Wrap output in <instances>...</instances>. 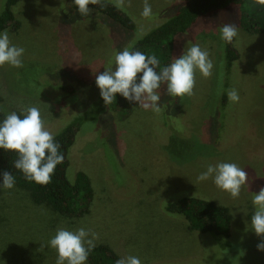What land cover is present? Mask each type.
<instances>
[{
    "label": "rangeland",
    "instance_id": "rangeland-1",
    "mask_svg": "<svg viewBox=\"0 0 264 264\" xmlns=\"http://www.w3.org/2000/svg\"><path fill=\"white\" fill-rule=\"evenodd\" d=\"M125 11L136 28L127 32L100 15H81L73 0H22L13 12L20 29H6L10 42L23 47V66H0V104L5 114L40 111L44 127L57 134L96 103L95 77L114 67L115 54L174 15L188 0H108ZM5 0H0V14ZM231 6L198 19L175 39V58L192 44L209 53L214 68L195 72L191 96L160 91L159 112L133 105L125 117L105 110L82 126L69 153L67 177L90 178L94 197L87 215L69 219L27 192L0 190V264H56L48 241L60 228L83 227L95 245L112 248L119 259L137 256L141 264H264V235L251 230L253 196L264 187V34L248 35ZM175 10V11H174ZM238 11V10H237ZM173 13V14H172ZM234 24L239 60L225 68L220 27ZM235 89L238 102L228 99ZM82 112V113H81ZM235 163L248 174L233 198L212 179L197 177L208 165ZM194 197L229 209L230 236L198 234L181 218L165 212L167 201ZM91 238V237H89Z\"/></svg>",
    "mask_w": 264,
    "mask_h": 264
},
{
    "label": "clouds",
    "instance_id": "clouds-1",
    "mask_svg": "<svg viewBox=\"0 0 264 264\" xmlns=\"http://www.w3.org/2000/svg\"><path fill=\"white\" fill-rule=\"evenodd\" d=\"M94 2L95 0H73L81 15L89 14V4ZM259 3L264 4V0H259ZM142 15H151V5L147 0ZM219 31L220 39L226 44L232 43L238 34L234 24H224ZM24 52L23 47L11 44L7 31H0V66L7 64L15 68L22 67ZM159 64L157 56L138 50L130 51L126 48L117 52L114 67L104 68L95 77L100 98L104 104H111L113 100H117L119 94L129 104L159 112L162 105L158 90L162 86L166 85V94L173 99L191 96L195 86V72L198 70L202 76L209 77L214 68L209 53L199 44H192L174 62L158 71ZM227 96L234 103L240 98L235 89L228 91ZM60 147L54 135L44 127L37 107H29L21 115L8 113L0 120V149L17 154L18 158L13 167L21 171L26 180L40 185L48 184L57 165L64 159L59 151ZM197 179L201 182L212 179L218 189L236 198L246 184L248 174L235 163L218 162L208 165L206 171L200 173ZM14 187L13 174L8 171L0 173V190ZM252 202L255 212L251 217V230L257 236H262L264 187L254 194ZM96 239L95 233L83 227L76 231L60 228L50 238L47 246L56 251V264H86L89 253L96 246ZM257 248L264 251V243L258 244ZM116 264H141V260L137 256L129 255L118 259Z\"/></svg>",
    "mask_w": 264,
    "mask_h": 264
},
{
    "label": "trees",
    "instance_id": "trees-1",
    "mask_svg": "<svg viewBox=\"0 0 264 264\" xmlns=\"http://www.w3.org/2000/svg\"><path fill=\"white\" fill-rule=\"evenodd\" d=\"M21 1L5 0L4 10L0 14V31L10 29L15 33L20 29V22L16 18L13 8ZM231 6L237 8L238 26L242 32L253 36L264 34V4L259 3V0H188L178 6L176 11L174 10L172 17L147 32L129 50H138L147 55L157 56L160 61L157 68L159 71L163 66L173 62L177 36L184 34L201 17L226 10ZM73 8L76 9V6L74 5ZM89 8L94 12L93 16L105 17L127 32H133L136 28L131 17L111 1L95 0L94 3L89 4ZM224 55L225 68L229 72L233 63L240 57L235 45V38L230 44L224 43ZM1 102L0 97V104ZM132 107L133 104H129L119 94H117V100H113L111 104H104L99 95L92 107V112H89V109L81 112V115L71 120L60 132L55 134L56 142L61 145L59 151L63 154L64 159L61 164L57 165L48 184L40 185L34 181L26 180L23 173L13 167L18 158L17 154L3 149H0V173L4 171L12 173L15 177V187L27 192L34 204L45 205L65 218H81L90 211L94 190L90 178L84 171H77L73 181L68 179L69 153L83 125L94 120L105 110L125 117L130 113ZM5 115L0 106V120ZM165 212L181 218L186 222L190 231L198 234L217 235L224 238L230 236L231 215L229 209L212 201L181 197L167 201ZM118 259V255L112 248L104 244H97L89 253L86 264H116Z\"/></svg>",
    "mask_w": 264,
    "mask_h": 264
}]
</instances>
